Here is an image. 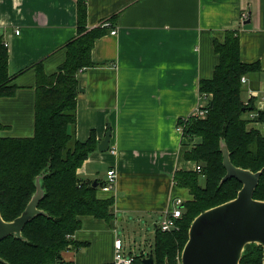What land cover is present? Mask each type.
<instances>
[{"label": "crops", "instance_id": "crops-1", "mask_svg": "<svg viewBox=\"0 0 264 264\" xmlns=\"http://www.w3.org/2000/svg\"><path fill=\"white\" fill-rule=\"evenodd\" d=\"M87 7L89 30L107 22L111 28L92 51L95 66L79 74L76 137L85 143L95 132L97 149L77 173L98 183L99 199H115L114 220L84 217L72 237L82 246L64 257L73 264L113 263L115 241L122 242L118 225L133 216L155 227L153 245L136 255L126 254L122 242L123 252L147 259L176 200L183 206L192 200L175 174L196 171L184 155L201 140H184L178 122L204 103L199 84L213 77L219 64L214 41L223 43L227 30L239 35L241 62L260 64V73L247 78L243 100L255 99L264 112V0H87ZM77 33V0H0V35L18 86L15 97L0 99V122L9 127L2 136L34 135V66L43 62L47 74L55 73ZM250 126L264 135L262 125ZM109 130L110 148L102 153L98 147ZM111 170L117 182L104 192Z\"/></svg>", "mask_w": 264, "mask_h": 264}, {"label": "trees", "instance_id": "trees-1", "mask_svg": "<svg viewBox=\"0 0 264 264\" xmlns=\"http://www.w3.org/2000/svg\"><path fill=\"white\" fill-rule=\"evenodd\" d=\"M77 36L64 50L65 62L53 74H47L43 62L34 66L35 126L32 137H4L9 127L0 122V213L6 222L17 219L26 210L37 192L40 178L44 197L39 210L45 215L35 217L24 228L19 240L9 236L0 242V264H73L64 255L81 248L68 236L81 230L82 219L93 217L111 222L110 209L114 198L99 199L94 182L82 180L78 169L96 151V134L87 142L76 137L77 98L80 72L93 68L92 51L107 28H88L87 0H77ZM0 35V99L15 97L18 86L9 74V53ZM219 64L213 77L202 80L199 92L209 99L205 118L181 119L183 139L199 144L185 152V159L201 167V172L180 171L176 184L187 189L192 200L183 206L179 230L165 233L157 230L154 246L148 258L153 264H178V258L189 240L191 224L203 212L230 202L243 185L237 179L222 183L227 175L221 144L229 149L234 166L254 173L264 170V135L250 129V124L264 126V112L255 106V99L243 100L245 84L242 78L257 76L259 63L244 64L240 60V39L236 30H227L223 43L214 41ZM213 107L210 108V104ZM252 114H257L254 119ZM98 184V183H97ZM254 199L264 201V172L254 193ZM137 256L133 264H144ZM114 264V263H111ZM241 264H263V248L248 246Z\"/></svg>", "mask_w": 264, "mask_h": 264}, {"label": "water", "instance_id": "water-1", "mask_svg": "<svg viewBox=\"0 0 264 264\" xmlns=\"http://www.w3.org/2000/svg\"><path fill=\"white\" fill-rule=\"evenodd\" d=\"M80 91L83 92L80 87ZM213 103L210 104V108ZM111 131L106 134L98 149L107 152L110 148ZM224 167L227 171L222 183L237 179L243 185L236 199L212 208L195 218L189 230V240L183 250L182 264H241L246 247L256 244L263 248L264 264V201L254 199L264 170L254 173L237 168L231 161L229 149L221 144ZM95 182L94 188H97ZM44 197L40 178L37 180V192L26 210L12 222H6L0 213V242L9 236L24 240V228L35 217L45 215L39 210ZM4 261L0 259V263ZM144 264H153L147 258ZM168 264V262H166Z\"/></svg>", "mask_w": 264, "mask_h": 264}, {"label": "built area", "instance_id": "built-area-1", "mask_svg": "<svg viewBox=\"0 0 264 264\" xmlns=\"http://www.w3.org/2000/svg\"><path fill=\"white\" fill-rule=\"evenodd\" d=\"M103 27L111 28V24L107 22V23L103 24ZM19 33L20 32L17 31V34H19ZM111 34L116 35L117 32L114 30V31H112ZM5 46L7 47V43H5ZM242 83L243 84L247 83L246 77L242 78ZM250 93L253 96L254 93L253 92H250ZM204 100H205L204 103L200 107H198L196 112L193 115L185 118V120L190 118V117L205 118L207 116L209 99L207 97H204ZM263 100H264V95H263ZM256 115L252 114L251 118L254 119L256 117ZM178 128H179V131L183 137L184 128L179 127V126H178ZM263 128H264V126H263ZM184 140H186V139H184ZM113 153H114V151H113ZM196 171L201 172V167L196 166ZM117 178H118V175H117V172L115 170H111L110 172H108L107 184L102 187V190L104 192L112 191L115 187L116 182H117ZM182 206H183V201L181 199L176 200L175 207L173 208V210L171 212H167L165 219L159 225V229L162 232H165V233L170 232L171 233V232L179 230V228H180L179 227V220L183 216V211L181 209ZM68 237L70 239H72V237H70V236H68ZM115 248H116V254L114 256V261H113L114 264H133L134 257L124 254L123 244L120 240L115 241Z\"/></svg>", "mask_w": 264, "mask_h": 264}, {"label": "rangeland", "instance_id": "rangeland-1", "mask_svg": "<svg viewBox=\"0 0 264 264\" xmlns=\"http://www.w3.org/2000/svg\"><path fill=\"white\" fill-rule=\"evenodd\" d=\"M244 88L246 90V86ZM7 131H9V129ZM136 219H138V218H134L132 216L130 218V221H128V222L124 221V222L119 223V225H118V229H117L118 234L117 235H119V238L122 240V242L125 245L124 252L126 254H127V252L131 251V252L135 253L136 255H138L140 252L139 248L141 249L142 247H145V248L147 246L149 247L150 244L153 245L152 237H153V234L155 232V227L153 225H151L150 223H148L146 219H140L138 221ZM252 245H256V244H250L248 246H252ZM256 246H259V245H256ZM247 247L244 251L242 259L246 253ZM150 249H151V247H150ZM182 253H183V251H182ZM182 253H181V256L178 258V264H182V262H181ZM166 262H168V264H169L168 259H166L165 264H166Z\"/></svg>", "mask_w": 264, "mask_h": 264}]
</instances>
